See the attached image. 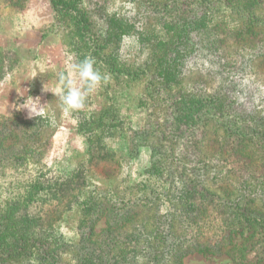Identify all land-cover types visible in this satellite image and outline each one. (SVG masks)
Listing matches in <instances>:
<instances>
[{
	"label": "rangeland",
	"instance_id": "374dc122",
	"mask_svg": "<svg viewBox=\"0 0 264 264\" xmlns=\"http://www.w3.org/2000/svg\"><path fill=\"white\" fill-rule=\"evenodd\" d=\"M59 1L56 6L53 0H0V128L4 129L3 134L8 137L4 145L14 136L12 133L20 130V125H16L20 119L41 117L44 118L45 124L41 137L46 143L38 150L42 151L39 156L44 160L43 164L32 160L27 167V175L15 181L27 185H43L46 182L49 184L57 179V174L62 172V169L69 170L74 161L76 165H72V168L76 166L77 170L84 174L89 162L82 153L84 141L89 142L90 134L81 133L77 129L78 115L91 111L99 112L109 105L115 110L118 109L111 114H115L121 124L120 133L107 140V146L113 151L110 168L116 171L115 179L120 180L121 184L124 179L126 182L142 181L147 183L145 187L149 191V196L147 193L135 196L134 200L141 209L138 210L137 218L129 220L127 224V230L140 233L137 243L132 241L128 245L133 252H138L137 264H264V238L252 229L245 234L235 233V230L231 233L226 231L227 224L223 221L227 219L228 211L224 213V207H220V212L215 207L206 208V200L204 204L198 205L199 191L191 193V200L179 199L181 206H185L171 207L170 197H178L181 193L167 190L161 175L168 177L169 171L177 167V162L172 156H162L163 152L152 151L151 144L158 128L153 124L157 107L154 106V96L151 94L154 83L147 78L154 73V76L156 74L161 77L165 83H172L178 93L187 98L185 104L179 103L186 109H192L191 104L197 101L191 99L192 95L206 101V97L213 98V93L209 92H215L214 95L218 98L227 87H236V101L264 106V0ZM76 10L83 14L85 19L75 15ZM84 23L89 25L86 27L89 28V38L82 32L81 26L85 27ZM109 25L115 28L120 37L118 61L135 71L148 68L150 73L132 77L126 84L119 85L120 79L104 71L100 75L103 77L107 73L105 76L108 79L101 80L95 90L86 97L84 107L66 113L59 95L54 94L63 87L60 76L69 75V62L78 64L85 58L93 61L94 54L91 50L94 47L98 49L101 42L107 43L103 47V53H109ZM188 37L192 40H202L219 49L215 53L208 49L200 51L192 58L186 59L184 65L179 64L181 59L173 55L180 46H185L181 45V42ZM250 43L254 45L245 48ZM250 57L252 66L247 65L245 73L241 72L242 66ZM93 68L97 70L94 63ZM237 69H240L239 74L243 76H239L240 80L235 81L236 78L232 79L231 75ZM71 78L80 85L78 75ZM202 85L205 86L203 97L199 95ZM63 90L67 91L66 88ZM29 96L34 100L38 99L40 105L44 106L42 115H29V109L21 107ZM201 105L203 104L199 101L198 107L193 109H205ZM164 110L162 115L165 114ZM193 120L202 123L201 118H190V121ZM223 130L212 125L207 128L208 135L212 137L223 134ZM166 137L172 139V135L168 137L167 134ZM123 140L127 144L124 150L119 149ZM218 143L206 144L204 149L211 151L214 145L213 149L217 150ZM200 145L203 147L202 143ZM196 146L188 145L187 154H179V158L186 163L185 167L179 168H186L185 174L189 177L202 179L206 173L205 169H200V173L196 165H191L201 159V149H196ZM75 150L79 151L78 154ZM176 151L178 152V149ZM256 156L255 163L258 164L257 162L262 161V155L256 152ZM92 165L96 168L95 164ZM13 168L15 167L7 166L6 173H11ZM217 169L218 164L214 160L206 175L209 184L227 193L228 197H233L229 203L243 201L230 182L223 180L221 184H214L209 175ZM159 172L162 174L159 175ZM1 175L2 170L0 212L9 209L15 210V215L23 213L20 209L16 210L18 208L15 203L27 197L28 188H20L16 192L14 189L18 188L12 187L13 176ZM96 176L98 175L94 177ZM62 177L66 178L63 175L59 179ZM177 180L173 184H178L180 189L182 186L178 176ZM132 186L138 191L141 184ZM251 198L247 193L244 202L248 203L250 211H254L252 215L259 218L261 207ZM158 202L159 215L161 211V217L167 221L166 225L171 227L169 235L163 227L160 228L163 224L158 216L151 217L155 214L154 211L147 213L152 209L151 205ZM166 202L167 206H164L163 203ZM214 202L219 203L216 198ZM24 211L29 210L26 208ZM221 212L225 218L222 215L220 217ZM76 213L77 207L67 222L59 220L53 229L57 236H65L68 243L69 238L72 242L77 239V221L73 222L76 220ZM232 216L233 220L242 219L236 213ZM138 217L144 220L133 223ZM254 221L259 222L255 219ZM190 222H197L196 225L202 228V237L198 239L202 244L181 251L184 246L179 248L178 243L182 241L183 235L190 231ZM100 225L106 226L105 218L100 220ZM1 227L0 225V229ZM10 228V225L7 226L8 231L4 233L6 237L10 235ZM42 236L47 237L45 234ZM42 236L39 235V238L43 239ZM208 236H211L212 241L206 238ZM50 238L53 239V236ZM162 239H170L168 251L160 247ZM206 246L208 250H202ZM27 250L30 254L32 249L30 250L29 245ZM58 251L62 255L70 252L66 250L64 253L62 249ZM5 252L12 253L13 250ZM18 257H11L0 264H37L30 256Z\"/></svg>",
	"mask_w": 264,
	"mask_h": 264
},
{
	"label": "trees",
	"instance_id": "16d2710c",
	"mask_svg": "<svg viewBox=\"0 0 264 264\" xmlns=\"http://www.w3.org/2000/svg\"><path fill=\"white\" fill-rule=\"evenodd\" d=\"M59 2V0H53L56 6ZM74 13L85 19L83 14L78 13V10ZM84 24L85 27L81 26L82 32H84L85 37L89 38L87 34L89 28L86 29L89 25L88 23ZM107 37V40L111 43L107 50L109 53H103V47L107 45L105 42H101V45L98 44V49L94 47L91 50L94 54L92 57L93 63L99 73L109 72L108 74L120 79L119 85L126 84L127 80H131L132 77H141L142 74L147 75L150 73L148 68L135 71V69L129 68L126 64L122 65L123 63L118 61L117 50L120 37L115 28L110 27ZM259 43L257 42V44ZM181 45L185 46H180L173 57L181 59L179 64L183 65L186 59L192 58L200 51L208 49L210 52L215 53L219 49L208 45L202 40H192L191 37L181 42ZM253 45L254 43L247 44L245 48ZM244 65L241 72H244L247 65L252 66L251 57ZM239 70L237 69L231 75L232 79L236 78L235 81L240 80V77L243 76L239 74ZM147 78L154 83L151 87V94L154 96V106L157 107V115L153 124L158 128L156 129L155 140L151 144L152 151L154 153L163 152L162 156H172L177 162V167L169 171L168 177L159 172V175L162 174L161 178L167 190L180 191L181 193L178 197L177 195L170 197L171 207L181 206L179 199L191 200V193L199 191L198 205L204 204V200H206V208L215 207L220 212V207H224V213L226 210L228 211L226 214L227 219L223 221L224 224H227L226 231L231 233L235 230V233L245 234L252 229L254 233L264 238V106L259 107V105L250 102L236 101V87L231 89L227 87L218 98L214 95L215 92H209L213 93V98L206 97V101L192 95L191 99H197V101L191 106L193 108L198 107L200 101L203 104L201 107L204 106L205 109H186L179 103L183 102L182 104H185L184 101L186 102L187 98H183L172 83H165L161 77L156 74L154 76V73ZM204 90L205 86L202 85L201 93H199L201 97H203ZM163 109H165V114L162 115ZM114 110L115 108L107 105L99 112L91 111L86 112V115H78L77 129L81 133L90 134L89 142L84 141V151L82 153L83 157L89 162L87 169L82 174L76 166L72 168V165H76L74 161L69 170L62 169V172L57 174V179L43 185H27L15 180L27 175V167L32 160H37L35 162L43 164L44 160L39 156L42 151L38 150L46 143L41 137L45 127L44 118L20 119L16 124L20 125V130L12 133L14 136L10 137V142L5 145V139H8V137L3 134L4 129L0 128L1 176H13L14 183L12 187L18 188L14 189L16 192L25 187L29 191L27 197L22 200L17 198L19 200L15 203L18 208L16 210L20 209L23 213L15 215L16 211L9 209L0 212V225L2 226L0 229L2 236L0 240L1 263L11 257L21 255L32 257L37 264L138 263V252H133L132 249L128 248V245L132 241L137 243L140 233L127 230V226H129L127 224L129 220L137 218L138 210L141 209L140 205L134 200L135 196L145 195L146 193L149 196V191L145 187L147 183L139 180H127L126 182L124 179V183L121 184L120 180L115 179L114 173L116 171L110 168V163L113 161V151L110 146H107V140L120 133L119 126L121 125L117 116L111 114ZM116 110L118 111V109ZM160 116H162L161 119ZM190 118H201L202 123L199 120L190 121ZM208 125L223 128V134L219 135L222 137L218 139L219 136L212 137L208 135ZM167 134L168 137L172 135L171 140L166 137ZM120 137L125 139L123 136ZM214 142H219L217 144L219 149L214 150V145H212L211 151L204 149L206 144ZM177 143L178 146L176 147ZM199 143H202L203 147ZM188 145H197L196 149H201L199 151L201 159L191 165H196L198 172H200V169H205L206 173H204L202 179L189 177L185 174L186 168H179L186 166V163L179 158V154L181 152L186 153ZM126 146L127 144L123 140V144L121 142L119 149L124 150ZM176 149H178V152ZM75 152L78 154L79 151L75 150ZM256 152L262 155V161L257 162L258 164L255 163ZM214 160L218 164V169L209 175L214 184H221L223 180L230 182L235 186L234 189L241 195L243 201L235 204L229 203L233 197H228L227 193L222 190L219 191L214 187L215 185L209 184L210 181H208L206 175ZM92 163L95 164L96 168ZM89 165H92V167ZM7 166L15 168L11 173H6L5 168ZM63 175L66 178L59 179ZM95 175L98 176L94 177ZM177 176L182 186L180 189H178V184L176 186L173 184L174 181H178ZM94 178L96 179L93 180ZM139 184H141L139 190L135 191L132 185L137 187ZM247 193L255 203L257 202L260 205L261 217H254L252 215L254 211L248 209V203L244 202ZM215 198L218 200V204L214 202ZM163 205L167 206V202ZM75 207H77V213L75 214L77 217L73 222L77 221L75 228L77 239L72 242L69 238L68 243L65 241V236H57L54 234L53 229L59 220L63 219L67 222ZM228 207L230 209H227ZM26 208L29 211H24ZM150 208L152 209H149L147 213L154 211L155 214L151 217L156 218L158 216L163 224L160 228L163 227L169 235L171 227L166 225L167 221L161 217V211L159 215V202L152 204ZM233 213L238 214L242 219L233 220ZM221 215L225 218L223 212H221L220 217ZM103 218L106 222L105 227L100 225V220ZM138 218L133 223L144 220ZM254 219L259 222H255ZM196 223L190 222L188 224L190 231L185 233L181 238L182 241L178 243L179 248L184 246L181 251H186L185 248L188 249L193 245L202 244L198 240L202 237L200 233L202 228L199 225L197 226ZM9 225L11 226L9 229L10 235L6 237L4 233L8 231L6 229ZM257 225L258 227H256ZM42 234L47 235V237H43ZM39 235L43 239H40ZM51 235L53 239L50 238ZM206 238L212 241L211 236ZM162 242L160 247L168 251L171 243L170 239H162ZM28 245L30 250L32 249L30 254L27 250ZM206 248L207 246L202 250L205 251ZM60 249L64 250V253L66 250L70 252L67 255H62L58 251ZM10 250H13V252H5Z\"/></svg>",
	"mask_w": 264,
	"mask_h": 264
},
{
	"label": "clouds",
	"instance_id": "9594fccd",
	"mask_svg": "<svg viewBox=\"0 0 264 264\" xmlns=\"http://www.w3.org/2000/svg\"><path fill=\"white\" fill-rule=\"evenodd\" d=\"M68 76L61 74L60 83L63 86L58 90L60 101L63 105V110L68 113L71 110H79L84 107L86 97L95 90L100 84L101 80H107L108 77H101L100 73L93 68V61L89 58H85L80 63H71L67 65ZM78 75L80 85H77L75 79L71 77ZM66 88L67 91L63 89ZM29 109V115L40 116L44 113V106H41L39 100H34L32 97H28L24 104L21 106Z\"/></svg>",
	"mask_w": 264,
	"mask_h": 264
}]
</instances>
